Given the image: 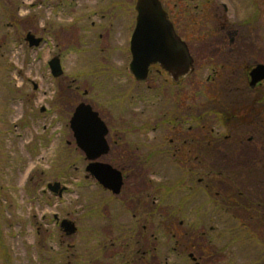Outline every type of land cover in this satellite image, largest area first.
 Listing matches in <instances>:
<instances>
[{
    "label": "rangeland",
    "instance_id": "1",
    "mask_svg": "<svg viewBox=\"0 0 264 264\" xmlns=\"http://www.w3.org/2000/svg\"><path fill=\"white\" fill-rule=\"evenodd\" d=\"M109 1L0 0V264H91L98 259L100 236L104 229V222L99 216V204L104 200V195L100 194L94 178L89 182L91 187H86V166L89 162L77 147L70 128V119L80 103L85 101L90 104L91 100V105L99 109V112H109L114 116L113 123L126 120L154 123L159 120L167 78L154 74L146 83L140 84L137 93L142 97L132 109L133 82L129 81L132 78L125 76L119 79V73L109 72V69L108 73L112 77L100 71L103 69H99L97 62H103L101 47L97 39L87 33V29L85 33L82 30V25L85 28L96 18L78 23L75 30L69 23V12L75 18L84 13L87 15L94 8L107 6ZM210 1L211 7L206 10L215 11V6H222L224 3L228 7L230 22L236 27L248 15H253L251 7L246 9L248 0ZM122 2L130 4L131 0ZM258 3L261 5L262 15L256 23L251 24L249 35L246 32L244 34L247 40L245 45L251 46L250 50L246 47L248 57L244 58L245 63L249 57L264 61L262 57L259 58V51L264 47V0H256V5ZM205 28L198 27V31ZM29 32L36 38H44L46 42L40 47L31 48L25 41ZM84 35L89 36L90 46L80 44L79 40ZM208 35H198V41H209L211 36ZM260 41L263 42L261 45ZM57 54L61 55L64 73L59 78H54L48 62ZM116 56L117 54H113L110 61L114 62ZM123 59L130 61L127 55ZM198 61L195 79L198 81V106L209 100L215 105L221 101L228 105V100L231 99L229 96L234 94H228L226 75H222L214 83L208 82L207 78L212 74L211 66L215 64L205 63L200 58ZM92 72H97V76L91 77L95 83H110L108 86L113 92L125 93L128 106L124 113L120 112L119 115L118 109L114 112L105 109L102 106L104 100L97 97L100 91L98 88L91 91L89 96L84 95L85 89L90 88L88 76ZM74 77L77 79L73 80ZM186 88L188 89L184 85V89ZM42 108H45L44 112ZM218 120L214 115L209 116L210 123ZM235 127V130H231L229 125L220 128L221 135L230 134L227 146L233 150V155L228 160H203V166L221 172L239 173L248 185L247 192L251 196L253 193L254 199L264 202V134L248 125ZM254 133L258 139L244 145ZM202 135L208 136L207 131ZM239 140H243V143H238ZM164 169L175 168L167 164ZM176 170L162 179L178 178L175 177L178 173ZM246 170L248 173H242ZM202 172L198 175V207L180 209L171 206L167 210L171 217L176 218L177 227L179 221H184L178 236H220L223 228L227 227L224 223L229 218L225 217L221 221L222 217L213 213L214 205L211 201L232 195L234 186L229 181L221 183L222 179L216 173L206 177L207 170ZM245 174H250L249 180ZM143 175L146 179H153L155 183L160 178L146 172ZM144 176L137 178L138 184H141ZM201 178L205 180L202 184L199 183ZM55 182H61L68 188L62 198L51 192L43 194L47 185ZM208 184L211 189L206 188ZM229 186L232 191L227 190ZM238 212L234 213L239 220L245 221L248 229L258 234L264 243V222H252L248 217L249 213ZM56 214L60 219L74 221L78 232L73 236H65L60 227L51 221ZM173 230L172 228L171 236L175 233ZM115 232L114 229L112 236L108 237L114 238ZM253 242L251 240L250 244L253 245ZM226 243L223 239L220 243L217 241L211 249L207 248L202 264H257L251 260L257 259L258 251L249 246L240 247L236 243L227 248ZM259 252H264L263 246L259 247Z\"/></svg>",
    "mask_w": 264,
    "mask_h": 264
},
{
    "label": "flooded vegetation",
    "instance_id": "2",
    "mask_svg": "<svg viewBox=\"0 0 264 264\" xmlns=\"http://www.w3.org/2000/svg\"><path fill=\"white\" fill-rule=\"evenodd\" d=\"M160 2L177 36L187 45L194 62L193 72L178 80H174L170 73L159 64L150 67L146 81L137 80L131 73L130 65L133 60L131 47L138 17L137 0H131L130 4H125L122 0H110L107 6L99 9L94 8L91 13L89 12L87 15L84 13L76 18L72 12H69V23L73 30L78 23L96 18L85 28L82 25V30L85 33V29H87V33L92 34L101 47L103 62H97L99 69H103L100 71L112 77L108 73L107 69H109V72L117 71L119 79H123L125 76L132 78L129 79L133 82L132 91L134 94L131 95L132 104L130 105L133 107L132 109L139 104L142 97L137 93L140 84L146 83L154 74L167 78V87L162 94L159 120L154 123L150 121L138 123L134 120H114L116 122L113 123L114 116L109 112H99V109L97 110L91 105V100L90 104L82 102L92 107L93 111L98 112L106 127L107 152L97 159L98 162L110 165L120 172L122 177L120 193L116 194L112 190L106 189L87 171L91 161L81 150L89 162L86 166L88 173L85 177L88 182L86 187H91L89 182L91 178H94L100 194L104 195V200L99 204V216L104 222L99 243L100 253L98 259L91 264H202L205 250L211 249L220 236H204L205 234H202L203 236H178L184 221H179L177 227L176 218L171 217V213H168L167 210L171 206L198 207V175H201L200 173L203 171L200 169L201 161L228 160L230 155H233V150L227 146L231 138L230 134L221 135L220 132V128L225 124L230 125L225 120L239 118L241 117L239 114L242 113L244 126L248 125V127L258 129L264 134V80L252 85L251 77L253 69L258 65H264V61L249 57L248 61L244 62V58L248 57V49H251L250 45H245L247 40L244 34L245 32L249 33L251 24L256 23L262 15L260 3L252 7L248 0L246 9L249 10L250 7L253 9L254 19L252 21L253 15L250 14L243 19L242 24L236 27L234 23L230 22L227 15L228 7L224 3L221 4L222 6H215L213 8L215 11L208 12L209 10L206 8L211 7L210 0H160ZM198 27L206 28L203 31H198ZM200 34H209L211 39L200 42L198 41ZM41 39L42 42L38 47L46 42L44 38L41 37ZM88 39L89 36L84 35L81 36L79 42L84 44V47L90 46L91 40ZM262 43L260 41V45ZM259 52L261 55L259 58L262 57L264 60V47ZM113 54H117V56L115 61L111 62L110 58ZM125 55L129 56L130 61L127 62L123 59ZM55 58H58L61 63L60 54L51 60ZM198 58L205 63L215 64V66H211L212 74L208 76L207 81L214 83L222 75H226L228 94H234L229 96L231 99L228 97L229 103L226 105V109L221 106L218 110H228L229 112L221 117L223 121L218 120L210 123V121L198 120V81L195 80L198 71ZM96 73L92 72L88 76L90 88L85 89L84 95L89 96L91 91L99 89L97 97L104 100L105 104L107 103L105 105L104 101L102 102L105 109L112 112L118 109L119 115L120 112L124 113L128 106L125 93L113 92V89L108 86L111 85L110 83L99 81L95 83L91 77L97 76ZM52 76L60 77L53 74ZM75 79L77 78L74 77L73 80ZM115 80L117 81V79ZM238 81L239 83H237ZM238 84L239 86H237ZM184 85L188 89H184ZM134 86H136L135 90ZM106 97L107 99H105ZM239 127L243 126L237 128ZM235 128L230 129L235 130ZM205 131L208 136L204 137L202 133ZM131 134L132 136H128ZM148 134L151 136H147ZM73 136L77 144L74 132ZM255 139L258 138L254 133L253 136L248 137L244 145L255 142ZM238 143H243V140H239ZM229 150L231 153L228 152ZM167 164L177 169L178 173L175 177L178 178L162 179L169 172L175 170H165L164 167ZM145 172L160 178L155 183L153 179L145 178L143 175ZM222 175V172L218 173V176L222 177ZM143 176L141 184H138L137 178ZM207 176L211 177L213 173H209ZM203 180L201 178L199 183H202ZM224 181L225 179H222L220 182ZM62 187L67 186L62 184ZM244 188L247 195L250 196L246 190L247 186ZM227 190L231 191L232 188L229 186ZM228 197L230 195L222 197L221 202H224ZM65 219L67 218L60 219L56 214L51 221L53 220L52 223L61 229V222ZM172 228L175 231L173 236H171ZM114 229L115 237L109 238L108 236H112L114 233ZM62 233L65 236H73L66 235L63 231ZM160 234L162 236H158Z\"/></svg>",
    "mask_w": 264,
    "mask_h": 264
},
{
    "label": "water",
    "instance_id": "3",
    "mask_svg": "<svg viewBox=\"0 0 264 264\" xmlns=\"http://www.w3.org/2000/svg\"><path fill=\"white\" fill-rule=\"evenodd\" d=\"M136 10L138 17L132 40L133 60L130 65L131 73L135 78L139 81L147 80L149 69L155 64H159L167 70L174 80L192 73L194 62L188 47L177 36L161 2L159 0H137ZM26 41L33 48L38 47L42 39L36 38L29 32ZM49 66L54 76L57 77L63 73L58 58L51 60ZM251 77L252 85L263 81L264 65L256 66ZM44 111L45 108H42V112ZM70 126L75 134L78 148L91 161L87 171L106 189L112 190L116 194L120 193L122 186L120 172L97 160L107 152L106 127L98 112L82 103L76 108L70 120ZM47 188L48 191L60 197L67 190L66 187H62L60 182L50 183ZM61 229L66 235H74L78 231L76 224L68 219L61 222Z\"/></svg>",
    "mask_w": 264,
    "mask_h": 264
},
{
    "label": "trees",
    "instance_id": "4",
    "mask_svg": "<svg viewBox=\"0 0 264 264\" xmlns=\"http://www.w3.org/2000/svg\"><path fill=\"white\" fill-rule=\"evenodd\" d=\"M250 5L252 7L257 6L256 0H251ZM253 14H254V11H253ZM256 14L258 15L257 10H256ZM253 19H254V15H253L252 21H253ZM221 106H223L224 109H226V107H227L226 105H224L222 103V101L220 103H218V105H215L211 100H209L208 102H204L203 105H200V103H199L198 120L209 121V116L214 115L216 118H219L220 121L221 120L223 121V119L221 117L224 114H227L229 112H228V110L218 111L219 108H221ZM222 112H223V114H221ZM239 115H241V117L235 118V119L232 118L229 120L227 119V121L225 120V122H228L230 124L229 125L230 128H233L235 126H244L245 125L242 122V121H244L242 113ZM202 162L203 161H201V163H200L202 165L200 167V169L204 170L205 172L207 170L208 174L209 173L218 174L221 172L218 170L216 171L213 168L208 167L206 165L203 166ZM205 168H208V169L205 170ZM247 171L248 170H246L245 172H242V173H248ZM202 173L203 172L201 171L200 174H202ZM222 173H223V175L220 178L225 179L226 182H228V181L231 182L232 186H234V190L232 189L234 192L232 193V195H230V197L225 198L224 202H221V199H216L214 201H211V204L214 205L213 206V213L216 216L218 215L219 217H222L221 221H223L225 217L227 219L229 218V220H227L224 223L227 225V227L225 229L223 228V230L220 234V237L217 241L220 243V241L224 239L227 242L226 243L227 248H228V246H231L235 243L238 244L240 247H243V248H247L249 246L250 248H253L255 251H258V253H257L258 257H257V259L255 258V259L251 260L252 263L264 264V252L262 254L259 252V247L260 246L264 247V243L260 240L258 234L252 233V231L248 229L245 221H240L239 220L240 218H238V216L234 213V212L237 213L238 211H242V213L246 212V213H249L248 217L251 218L252 222H255V223H256V221L264 222V202L262 200L254 199L253 193H252V196L247 195L244 187L248 186V185L245 183V180L239 175V173H232L229 171L228 172L222 171ZM206 174H205V176L208 177L207 176L208 174L207 175ZM245 175H247V174H245ZM249 175L246 176V179H248V180L250 179ZM202 176H204V175H202ZM207 179H210V178H207ZM207 179H206V181H207ZM204 181L205 180H203V182ZM206 188L211 189V186L208 184V185H206ZM225 238H227V239H225ZM251 240L254 241L253 245L250 244ZM1 245H2V241H1V236H0V247H1ZM250 250L253 251L252 249H250ZM255 251H253L254 254H255ZM228 264H231V263H228Z\"/></svg>",
    "mask_w": 264,
    "mask_h": 264
}]
</instances>
